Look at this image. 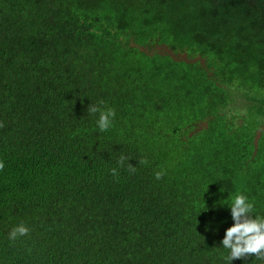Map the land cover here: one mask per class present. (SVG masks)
Instances as JSON below:
<instances>
[{
  "label": "trees",
  "instance_id": "trees-1",
  "mask_svg": "<svg viewBox=\"0 0 264 264\" xmlns=\"http://www.w3.org/2000/svg\"><path fill=\"white\" fill-rule=\"evenodd\" d=\"M0 161V264H225L235 197L264 215V0H0Z\"/></svg>",
  "mask_w": 264,
  "mask_h": 264
},
{
  "label": "clouds",
  "instance_id": "clouds-1",
  "mask_svg": "<svg viewBox=\"0 0 264 264\" xmlns=\"http://www.w3.org/2000/svg\"><path fill=\"white\" fill-rule=\"evenodd\" d=\"M91 114L99 113L97 126L101 132L107 131L112 127L116 118L114 109H105L100 106L89 107ZM124 158L121 157L120 163L123 164ZM146 163V161H142ZM4 168L3 161H0V170ZM113 174L116 170L113 169ZM164 175L163 172L156 173L159 180ZM255 204L244 195H238L230 206L232 226L225 230L221 245L228 250L225 257V264H233L234 260L245 259L248 255L254 254L259 260H264V215H255ZM30 229L21 223L14 227L9 233V239L15 240L18 237L26 236Z\"/></svg>",
  "mask_w": 264,
  "mask_h": 264
},
{
  "label": "water",
  "instance_id": "water-1",
  "mask_svg": "<svg viewBox=\"0 0 264 264\" xmlns=\"http://www.w3.org/2000/svg\"><path fill=\"white\" fill-rule=\"evenodd\" d=\"M130 46L135 47L139 51L144 52V53L149 54V55H151L153 52H156L159 55H166V56L170 57V59L175 61V62H180V61H184L185 63L199 62V64L201 66L205 65V59L203 57H201L200 55H197L195 57L190 58V57H188V55L185 51L174 52L167 44H164V43L155 44L152 49H148L145 46L138 45V44L134 43L133 41L130 42ZM209 74H211V73L209 72ZM206 126H207L206 121L196 123L194 126V129L189 132L188 136H191L193 133L201 130L202 127H206ZM261 130H262V127H260L259 129H257L255 131V134L253 137V153H252V155H255V153H256L257 143H258V139H259L260 134H261Z\"/></svg>",
  "mask_w": 264,
  "mask_h": 264
}]
</instances>
